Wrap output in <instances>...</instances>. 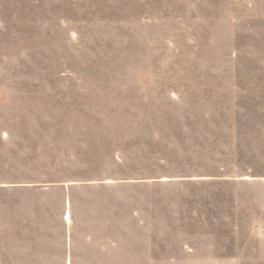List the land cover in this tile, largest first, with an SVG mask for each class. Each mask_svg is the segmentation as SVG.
I'll list each match as a JSON object with an SVG mask.
<instances>
[{"label":"rangeland","instance_id":"obj_1","mask_svg":"<svg viewBox=\"0 0 264 264\" xmlns=\"http://www.w3.org/2000/svg\"><path fill=\"white\" fill-rule=\"evenodd\" d=\"M43 118L103 161L160 135V264H264V0H0V132Z\"/></svg>","mask_w":264,"mask_h":264},{"label":"crops","instance_id":"obj_2","mask_svg":"<svg viewBox=\"0 0 264 264\" xmlns=\"http://www.w3.org/2000/svg\"><path fill=\"white\" fill-rule=\"evenodd\" d=\"M38 124L41 128L33 134L0 132V264L164 262L166 231L158 212L168 202L150 189L184 182L157 176L171 171L163 157L152 161L143 156L160 135L151 139L142 130L132 144L134 157L120 158L115 151L103 161L96 151L114 145L103 143L100 133L84 143L87 134L66 129L61 119L43 118ZM42 125L60 127H48L50 133L40 139ZM10 140L23 146L13 148L14 160L27 158L39 168H7L11 162L4 148Z\"/></svg>","mask_w":264,"mask_h":264}]
</instances>
